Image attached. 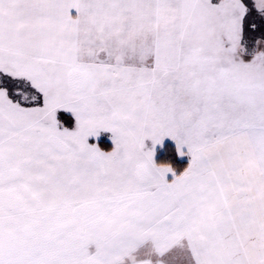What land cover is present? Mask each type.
Returning <instances> with one entry per match:
<instances>
[{"label": "snow or ice", "instance_id": "obj_1", "mask_svg": "<svg viewBox=\"0 0 264 264\" xmlns=\"http://www.w3.org/2000/svg\"><path fill=\"white\" fill-rule=\"evenodd\" d=\"M0 264H264V0H0Z\"/></svg>", "mask_w": 264, "mask_h": 264}]
</instances>
